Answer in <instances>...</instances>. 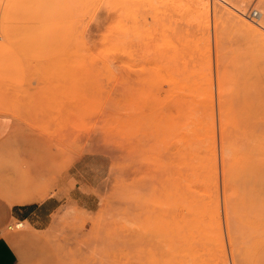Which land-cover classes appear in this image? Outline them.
<instances>
[{
    "label": "rangeland",
    "instance_id": "1",
    "mask_svg": "<svg viewBox=\"0 0 264 264\" xmlns=\"http://www.w3.org/2000/svg\"><path fill=\"white\" fill-rule=\"evenodd\" d=\"M259 24L263 0H0V114L40 139L0 143V197L43 201L83 156L106 172L94 209L7 225L21 264H264Z\"/></svg>",
    "mask_w": 264,
    "mask_h": 264
},
{
    "label": "crops",
    "instance_id": "2",
    "mask_svg": "<svg viewBox=\"0 0 264 264\" xmlns=\"http://www.w3.org/2000/svg\"><path fill=\"white\" fill-rule=\"evenodd\" d=\"M17 126L19 129L17 130ZM40 140L36 134L27 132L23 124L16 122L10 115L0 114V143L3 144V156L9 158H34L31 152L33 142ZM7 142L12 146L7 150ZM105 162L93 156H83L74 161L59 176V170L49 173L56 175L52 181L51 194L40 202H10L0 197V264H21L20 255L6 235V227L12 220H18L37 230L47 228L52 216L64 202L76 201L86 209L96 207L97 195L92 189L98 188L105 177ZM32 174H42V170L32 169ZM15 173L11 165H4L3 174ZM23 225V226H24Z\"/></svg>",
    "mask_w": 264,
    "mask_h": 264
},
{
    "label": "bare ground",
    "instance_id": "3",
    "mask_svg": "<svg viewBox=\"0 0 264 264\" xmlns=\"http://www.w3.org/2000/svg\"><path fill=\"white\" fill-rule=\"evenodd\" d=\"M244 0H241V2H243ZM264 1V0H263ZM197 7V6H196ZM240 11V10H239ZM242 15V14H241ZM244 24L248 27L249 30H251L253 33L257 34V35H260V32L259 30L253 26L252 24L250 23H247L244 21ZM259 27L263 28L264 29V24H259L258 25Z\"/></svg>",
    "mask_w": 264,
    "mask_h": 264
},
{
    "label": "built area",
    "instance_id": "4",
    "mask_svg": "<svg viewBox=\"0 0 264 264\" xmlns=\"http://www.w3.org/2000/svg\"><path fill=\"white\" fill-rule=\"evenodd\" d=\"M260 15V11L255 9L253 12H252V16L253 17H258Z\"/></svg>",
    "mask_w": 264,
    "mask_h": 264
}]
</instances>
